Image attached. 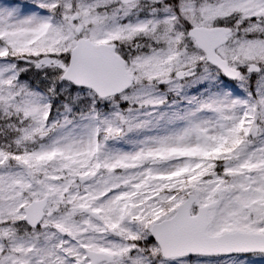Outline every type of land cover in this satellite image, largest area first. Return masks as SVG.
<instances>
[{"label": "snow or ice", "instance_id": "obj_1", "mask_svg": "<svg viewBox=\"0 0 264 264\" xmlns=\"http://www.w3.org/2000/svg\"><path fill=\"white\" fill-rule=\"evenodd\" d=\"M0 264H264V0H0Z\"/></svg>", "mask_w": 264, "mask_h": 264}]
</instances>
